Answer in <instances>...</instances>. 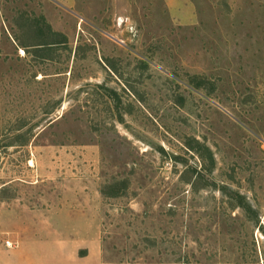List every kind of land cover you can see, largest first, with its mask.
<instances>
[{
    "label": "rangeland",
    "instance_id": "374dc122",
    "mask_svg": "<svg viewBox=\"0 0 264 264\" xmlns=\"http://www.w3.org/2000/svg\"><path fill=\"white\" fill-rule=\"evenodd\" d=\"M0 264H264V0H0Z\"/></svg>",
    "mask_w": 264,
    "mask_h": 264
},
{
    "label": "trees",
    "instance_id": "16d2710c",
    "mask_svg": "<svg viewBox=\"0 0 264 264\" xmlns=\"http://www.w3.org/2000/svg\"><path fill=\"white\" fill-rule=\"evenodd\" d=\"M40 29V28H39ZM42 29H40V31H41ZM15 39V41H17V44L24 50V51H26L27 52V50H28V46L26 45V44H24L23 42H21L17 37H15L14 38ZM40 46V47H37L36 49H40V48H42L41 46H43L42 45V43H40V44H35V46ZM197 181L195 180L194 181V184L196 183Z\"/></svg>",
    "mask_w": 264,
    "mask_h": 264
}]
</instances>
